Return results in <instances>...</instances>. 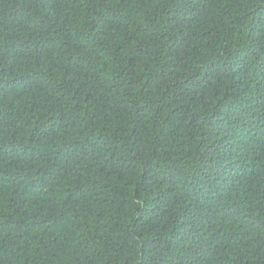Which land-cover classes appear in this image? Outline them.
Wrapping results in <instances>:
<instances>
[{"label":"trees","instance_id":"obj_1","mask_svg":"<svg viewBox=\"0 0 264 264\" xmlns=\"http://www.w3.org/2000/svg\"><path fill=\"white\" fill-rule=\"evenodd\" d=\"M0 264H264V0H0Z\"/></svg>","mask_w":264,"mask_h":264}]
</instances>
